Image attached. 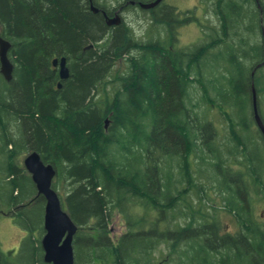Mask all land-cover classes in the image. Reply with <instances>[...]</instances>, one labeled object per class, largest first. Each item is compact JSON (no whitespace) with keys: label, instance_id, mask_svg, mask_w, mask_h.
Returning <instances> with one entry per match:
<instances>
[{"label":"trees","instance_id":"1","mask_svg":"<svg viewBox=\"0 0 264 264\" xmlns=\"http://www.w3.org/2000/svg\"><path fill=\"white\" fill-rule=\"evenodd\" d=\"M107 1L121 5L0 0V37L14 65L10 83L0 73V203L26 234L16 259L0 251V264H47L45 200L22 162L30 152L57 171L53 189L78 227L74 264H264V225L250 192L264 196V137L252 105L254 86L264 123V65L256 68L264 62V0L260 8L256 0H215L219 23L202 27L209 40L179 53L161 35L180 22L175 8L162 2L148 11L159 37L143 42L127 23L107 25L103 12L113 18L118 8ZM61 58L66 81L52 65ZM124 59L127 71L112 80ZM203 107L228 123L225 141L215 124L192 122ZM206 170L235 234L209 219L219 211L203 201L198 176ZM117 212L127 230L114 242Z\"/></svg>","mask_w":264,"mask_h":264},{"label":"rangeland","instance_id":"2","mask_svg":"<svg viewBox=\"0 0 264 264\" xmlns=\"http://www.w3.org/2000/svg\"><path fill=\"white\" fill-rule=\"evenodd\" d=\"M134 0H121L120 4H128ZM261 1V0H260ZM215 0H166L164 2L165 6H170L175 9L181 14H185L188 11H193L195 13V17L197 18L196 23L192 24H187L183 25V28H178L179 29V34L175 32V37L177 39L175 40L176 42V47L187 49L191 48L192 46H195V43H203L204 38H208L209 32L206 31V29L212 28V26L218 25V20L217 18L213 15V5H214ZM112 1H107V5L111 8L113 7H119L118 4H115V2ZM256 6V5H255ZM196 10V11H195ZM264 11L262 10V13ZM151 14L146 11L144 12L141 10L139 7H132L130 5L129 9L123 12L122 17H123V22L127 23L130 25L135 34L139 39H142L143 42H149L151 40H157L158 39V33L156 31L152 32V27L150 25L151 23ZM205 25V28H202ZM203 33H206L204 36ZM162 37H165V31L163 30L161 32ZM262 31L259 30V34L257 36L262 37ZM202 37V38H201ZM179 39V42H178ZM255 40L259 41L260 39L257 37ZM208 41V40H206ZM178 43V46H177ZM180 50V49H179ZM127 61L121 60L119 61L115 68L113 69L111 73V79H118L120 75H124L125 72L127 71ZM264 71V70H263ZM264 74V72H263ZM112 89V88H110ZM191 95L195 96V98H198L197 94L193 93V90H191ZM197 100V99H196ZM195 102V101H194ZM263 106V111H264V93L262 96V102ZM203 112L200 113L199 119L192 114V122L195 125H205L207 123H211L213 127L215 126V130L218 129L219 131V137L218 140L219 142H223L226 140V137H228V123L224 120V117L220 114L216 108H211L207 110L206 108L203 107ZM209 121V122H208ZM108 126V124H107ZM255 126V124H254ZM255 126V130H256ZM25 157L22 158V162L24 161ZM203 165V164H201ZM206 167V165H205ZM207 172L204 175L198 176V179L202 185H204L208 191V189H211V181H209V177L214 175V172L211 170ZM217 191V189H216ZM253 198H252V207L256 215H258L264 225V196L255 189L254 186H251L250 190ZM195 198L196 195H193ZM200 196V195H199ZM208 197L211 198V200L204 198L206 208H213V209H218L220 211L217 215L218 216V221L221 225L222 231L225 233H232L235 234L238 232V227L236 225V222L234 218L229 215L226 211H224V206L221 201V198H219L217 192H213L210 190L208 192ZM1 210L4 212H7L8 214L10 213V210L8 207L2 206ZM216 211L211 212V217L209 218L210 221H216ZM110 238L112 241H117L118 238L123 235L127 228H126V223L124 222L122 216L117 212L114 214L112 218V222L110 225ZM25 232L16 226L13 223V220L9 218L7 215H0V251L1 254L4 255L5 257H13V259H16V253L18 254L17 249L19 248L22 240L25 237ZM6 259V258H5Z\"/></svg>","mask_w":264,"mask_h":264},{"label":"water","instance_id":"3","mask_svg":"<svg viewBox=\"0 0 264 264\" xmlns=\"http://www.w3.org/2000/svg\"><path fill=\"white\" fill-rule=\"evenodd\" d=\"M92 1V0H91ZM164 0H155L151 3H140L143 10H152L159 6ZM93 13H99L101 10L91 2ZM103 15L107 19V25L110 27L118 26L121 21L119 11L114 18H109L105 12ZM11 44L0 37V73L7 82L13 80L14 65L9 59ZM53 67L59 66V76L61 81H66L70 77V71L67 66L66 58L52 61ZM262 65H259L260 68ZM61 83L58 87L61 88ZM254 117L259 131L264 137V123L261 120L258 107L255 87L252 86ZM109 120H106V125ZM24 167L31 176L37 189L38 195L45 200L44 230L45 235L41 241L44 252V262L47 264H74V238L78 232V227L70 218L62 205V201L57 191L53 189V182L57 171L51 164H45L37 152L29 153L24 160Z\"/></svg>","mask_w":264,"mask_h":264},{"label":"flooded vegetation","instance_id":"4","mask_svg":"<svg viewBox=\"0 0 264 264\" xmlns=\"http://www.w3.org/2000/svg\"><path fill=\"white\" fill-rule=\"evenodd\" d=\"M166 0H164L163 1V4H164V2H165ZM257 1V0H256ZM258 1H260V0H258ZM257 1V2H258ZM130 5L132 6V7H140L139 6V2H137L136 0H134V1H132V2H130V3H128V4H121L118 8H117V10L115 11V13H114V17L116 16V13H118V11H119V17H120V21L121 22H123V17H122V14H123V12L125 13V11H127L128 9H129V7H130ZM90 6H91V4H90ZM177 10V9H176ZM196 11V10H195ZM262 12V11H261ZM177 13L179 14L178 15V17H179V20H180V22L182 23L185 19L187 20V19H191L187 24H192V23H196L198 20H197V18L195 17V13L196 12H193V11H188L187 13H185V14H181V13H179L178 11H177ZM180 22H177V21H174V23H175V25H174V28H173V31H172V33H169V31H168V29H167V32L165 31V37H162L163 38V40H165V44L167 45V48L172 52V53H179L180 51H182L183 50V48H177L176 47V42H175V40L177 39V37H175V32L177 33V34H179V29L178 28H183V24H182V26H181V23ZM219 23V22H218ZM187 24H184V25H187ZM201 26H204V27H206L205 25H201ZM167 28V27H166ZM208 32V31H207ZM204 34V36L206 35V33H203ZM202 38V37H201ZM262 38H263V40H264V30L262 29ZM205 40V42L204 43H206L207 41L206 40H209V37L208 38H206V36H205V38H204ZM178 42H179V39H178ZM200 44H202V43H195V46H198L199 47V45ZM177 46H178V43H177ZM193 47V46H192ZM262 64V63H261ZM260 65V64H259ZM57 72H59V66L58 67H53ZM195 79V78H194ZM60 83H62V82H60ZM198 82H196L195 83V86L198 88ZM59 88V87H58ZM60 89V88H59ZM252 105H253V103H252ZM253 115H254V113H253ZM254 124L256 125V121H255V117H254ZM257 128V127H256ZM257 130L259 131V129L257 128ZM259 133H260V135L263 137V135H262V133L259 131ZM216 189L217 188H212L211 187V189H208V191H207V189H206V193H207V196H204V194L202 195V196H204L203 197V201H204V198H207V199H209V200H211V198H209L208 197V192H210V190H212L213 192H217L218 193V196H219V198H221V201H222V203H223V205H225V202H224V200H223V197L221 196V194H220V192H219V190L217 189V191H216ZM204 203H205V201H204ZM1 207H2V204L0 203V215L1 214H3L4 216L5 215H7L8 216V213L7 212H4V211H2L1 210ZM224 210V209H223ZM224 211H226V210H224ZM220 212V211H219ZM227 212V211H226ZM229 215H231L233 218H235L232 214H230L229 212H227ZM206 216V215H205ZM218 216L219 215H216V221H218L217 219H218ZM212 218V217H211ZM12 219V218H11ZM235 220V219H234ZM219 222V221H218ZM225 233V232H224ZM229 234H232V233H229ZM17 251H18V249H17ZM5 258H7V257H5Z\"/></svg>","mask_w":264,"mask_h":264},{"label":"bare ground","instance_id":"5","mask_svg":"<svg viewBox=\"0 0 264 264\" xmlns=\"http://www.w3.org/2000/svg\"><path fill=\"white\" fill-rule=\"evenodd\" d=\"M60 77V76H59Z\"/></svg>","mask_w":264,"mask_h":264}]
</instances>
